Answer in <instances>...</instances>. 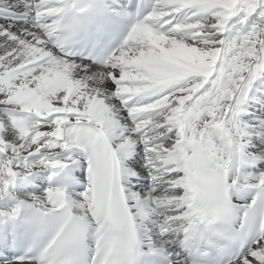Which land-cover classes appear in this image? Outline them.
I'll return each instance as SVG.
<instances>
[{
  "label": "snow or ice",
  "instance_id": "6c2138e0",
  "mask_svg": "<svg viewBox=\"0 0 264 264\" xmlns=\"http://www.w3.org/2000/svg\"><path fill=\"white\" fill-rule=\"evenodd\" d=\"M0 264H264V0H0Z\"/></svg>",
  "mask_w": 264,
  "mask_h": 264
}]
</instances>
